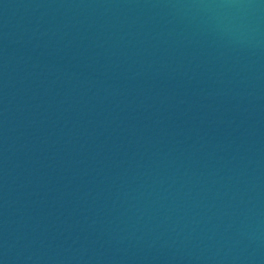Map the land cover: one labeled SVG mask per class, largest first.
<instances>
[{
	"label": "water",
	"instance_id": "obj_1",
	"mask_svg": "<svg viewBox=\"0 0 264 264\" xmlns=\"http://www.w3.org/2000/svg\"><path fill=\"white\" fill-rule=\"evenodd\" d=\"M0 264H264V0H0Z\"/></svg>",
	"mask_w": 264,
	"mask_h": 264
}]
</instances>
